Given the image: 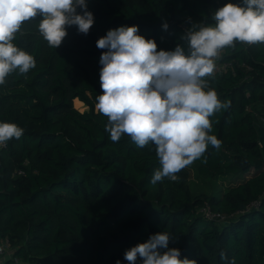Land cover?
I'll list each match as a JSON object with an SVG mask.
<instances>
[{
  "label": "trees",
  "instance_id": "obj_1",
  "mask_svg": "<svg viewBox=\"0 0 264 264\" xmlns=\"http://www.w3.org/2000/svg\"><path fill=\"white\" fill-rule=\"evenodd\" d=\"M227 3L242 0H87L94 15L89 33L69 27L56 49L38 31L41 17L22 24L13 43L36 66L0 85V122L24 130L0 147V242L9 241L15 259L129 264L126 250L169 232V247L179 248L181 259L264 264V44L237 42L221 51L232 70L205 78L222 102H231L209 118L220 146L209 145L177 182L152 184L160 168L153 146L140 148L126 134L113 142L108 118L96 109L104 51L96 41L108 30L138 25L157 50L179 44L187 51L185 32L213 24L215 10ZM190 170L227 185L218 195H193ZM253 202L257 207L249 208ZM204 206L227 221L203 217Z\"/></svg>",
  "mask_w": 264,
  "mask_h": 264
},
{
  "label": "clouds",
  "instance_id": "obj_2",
  "mask_svg": "<svg viewBox=\"0 0 264 264\" xmlns=\"http://www.w3.org/2000/svg\"><path fill=\"white\" fill-rule=\"evenodd\" d=\"M37 16L42 18L40 35L55 49L69 27L87 35L94 25L87 0H0V85L16 70L26 74L36 66L34 57L13 41L22 24ZM212 20L213 24L185 32L181 39L187 51L179 44L174 50H157L156 41L140 35L138 25L110 29L96 41L97 48L104 50L99 60L102 94L96 97V109L108 118L105 130L113 142L126 134L140 148L153 146L160 168L152 184L165 178L177 182V173L199 159L209 145L219 148L220 141L209 134V118L231 102H222L205 78L214 74L216 58L224 48L237 42L264 44V0L227 3L215 10ZM162 27L166 30L167 23ZM23 133L15 123L0 122V145ZM171 240L169 232L153 234L126 250L124 259L129 264H137L138 259L140 264H197L194 259H181L180 249L169 247Z\"/></svg>",
  "mask_w": 264,
  "mask_h": 264
},
{
  "label": "built area",
  "instance_id": "obj_3",
  "mask_svg": "<svg viewBox=\"0 0 264 264\" xmlns=\"http://www.w3.org/2000/svg\"><path fill=\"white\" fill-rule=\"evenodd\" d=\"M216 67L214 72L215 73H224L228 70H232V63L228 62V61H221V52L219 54V56L216 58L215 61ZM0 147H4V145H0ZM16 174H23V171L18 170L16 171ZM258 202H253L249 205L250 207H257ZM199 214H201L203 217L209 219V220H214V221H226V218H224L222 215H220L219 213H213L208 206H204L199 210ZM9 246L10 243L9 241L6 239L4 241L0 242V264H20V262H18V259L12 258L10 259L9 257H11L10 252H9ZM9 256V257H7Z\"/></svg>",
  "mask_w": 264,
  "mask_h": 264
},
{
  "label": "rangeland",
  "instance_id": "obj_4",
  "mask_svg": "<svg viewBox=\"0 0 264 264\" xmlns=\"http://www.w3.org/2000/svg\"><path fill=\"white\" fill-rule=\"evenodd\" d=\"M74 107L79 110L80 112L86 110V107L81 104L80 102L74 101ZM188 185L189 188L192 192L193 195H198V194H220L222 190L225 189L227 183L222 182V181H218V182H213L211 179L209 178H205L202 177L200 175H198L196 173V171L194 170H190V174L188 177ZM227 221V220H226ZM220 222V221H219ZM225 222V221H222ZM9 252H10V259L14 258L13 257V253H14V249L13 246H9ZM18 262H20V264H22L21 261L18 260Z\"/></svg>",
  "mask_w": 264,
  "mask_h": 264
}]
</instances>
